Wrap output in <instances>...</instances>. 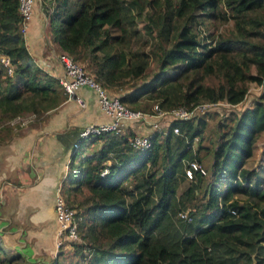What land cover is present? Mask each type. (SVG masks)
<instances>
[{
  "label": "trees",
  "instance_id": "16d2710c",
  "mask_svg": "<svg viewBox=\"0 0 264 264\" xmlns=\"http://www.w3.org/2000/svg\"><path fill=\"white\" fill-rule=\"evenodd\" d=\"M41 9L58 53L91 58L90 75L105 87L142 78L150 54L132 44L143 34L159 37L156 69L119 95L131 109L152 101L166 110L235 105L250 84L264 82V0H41ZM20 20L18 0H0V53L14 66L8 74L0 60V121L26 111L45 119L68 98L29 52ZM227 22L228 31L218 30ZM231 117L209 146L207 122L196 114L170 117L144 134L145 147L131 144L138 135L131 126L81 137L82 149L99 146L77 161L74 152L67 164L73 177L60 192L75 209L76 237L58 247L71 248L74 264H264V172L245 165L264 132V89ZM205 156L209 174L187 178L188 163ZM6 254L0 245V264L24 255ZM52 261L60 264L58 254Z\"/></svg>",
  "mask_w": 264,
  "mask_h": 264
},
{
  "label": "crops",
  "instance_id": "0c3cea01",
  "mask_svg": "<svg viewBox=\"0 0 264 264\" xmlns=\"http://www.w3.org/2000/svg\"><path fill=\"white\" fill-rule=\"evenodd\" d=\"M35 1L34 15L23 34L25 43L36 62L57 77L62 71L58 48L52 40L49 21V28H45L47 17L42 12L41 0ZM110 119L99 107L96 92L81 86L74 96L48 110L45 119L0 129V243L3 248L5 244L23 254L28 250L33 258L39 248L43 254H49L47 250H53L54 256L58 254L63 237L59 234L54 210L56 187L65 178H68L66 185L71 182L73 175L68 172L67 164L83 144L80 130L86 124ZM144 123L143 120L127 122L121 132L131 126L135 133H140ZM157 125L151 129H157ZM77 141L79 144L74 147ZM86 147L88 153L93 145ZM74 159L77 161L79 157ZM60 237L61 241L54 247L55 238ZM5 251L8 254L11 250Z\"/></svg>",
  "mask_w": 264,
  "mask_h": 264
},
{
  "label": "built area",
  "instance_id": "2783aa9c",
  "mask_svg": "<svg viewBox=\"0 0 264 264\" xmlns=\"http://www.w3.org/2000/svg\"><path fill=\"white\" fill-rule=\"evenodd\" d=\"M35 0H18V12L21 17V33L25 34L26 26L28 21L32 16V3ZM58 61L62 66L61 73L57 76L60 85L63 90L67 93L68 97H72L75 95L77 90L81 86H88L92 88L97 93L98 104L101 110L108 114L111 119L108 122L98 123V124H90L88 126H84L80 130V136L86 137L90 134H100L103 131L113 130L116 133H122V127L127 122H134L135 120H145L150 121L153 118L157 117V115H152L149 112H141L139 110H134L126 106L120 101L118 96H111L105 93L102 85L97 82L92 75H90L78 62L73 58V56L61 52L57 55ZM0 60L5 66L7 73L11 74L13 72L14 66L10 60V57L4 53H0ZM217 102H207V103H199L193 108L186 107H174L168 110H161V108L156 104L157 114H165L171 118H189L196 114L197 110L202 108L204 105H213L217 104ZM154 109V108H153ZM155 110V109H154ZM33 114L30 113L28 116H16L10 122L13 123L24 124L27 121L32 119ZM153 116V117H152ZM158 126V125H157ZM177 130V129H175ZM131 144L145 147L149 145V136L144 134H138L130 139ZM76 144V142L74 143ZM194 170H200L202 173H205V169L201 166L197 161H190L188 165L185 167V175L187 178H191L193 176ZM108 170L104 168L102 171L106 173ZM62 186V181L58 184L56 197H55V217L59 224V234L62 237H76V222L74 220L75 217V209L66 204L60 190ZM65 233V236H63Z\"/></svg>",
  "mask_w": 264,
  "mask_h": 264
},
{
  "label": "rangeland",
  "instance_id": "374dc122",
  "mask_svg": "<svg viewBox=\"0 0 264 264\" xmlns=\"http://www.w3.org/2000/svg\"><path fill=\"white\" fill-rule=\"evenodd\" d=\"M35 3H36V1H34L32 3V8H31L32 16H31V18L34 15V5H35ZM44 24H45V28L48 29L49 28L48 19H47V21H44ZM230 27H231V23L227 22L225 24H220L218 26V30L228 31ZM158 44H159V37L152 38V37H150V36H148L146 34H143L142 36H140V38L137 39V41H135L132 44L133 48H144L150 54L149 55V63H148V66H147V68L145 70L146 73H145V75L142 78L150 77L151 74L153 73V71L156 69L157 56H154L153 53L151 54V52H153V50L158 46ZM161 44H163L165 47H167L169 45L166 42H164V43L162 42ZM157 52H158V49H157ZM76 61L89 74H92V72H91L92 69L90 68V66L93 67V61L91 60V58L82 57L81 59H77ZM59 67H60V64H59ZM142 78H139V79L131 78L128 81H124L123 84L115 85L112 88L111 87H105L104 85H102V88H103L105 93L107 92V94H109L111 96H118L119 94L122 95L125 92L131 90L132 85L134 86V85L139 84L143 80ZM124 79L125 78H122V81ZM211 80H212V82L216 81L215 77H211ZM263 89H264V82H263L262 85L250 84L249 88H248L247 95L245 96V98L241 102L236 103L235 105L228 104V102L225 101V100H219L217 104L204 105V106H202V108L198 109L197 112H196V116H204V118H205V120L207 122L206 127L204 129V134H203L204 137L202 139L203 144L208 145V146L212 145L215 142L216 137H217V135H216L217 134V126H218L219 122L230 124L231 118H232L231 116L234 113L239 112L244 107L249 106L252 103V100L254 98H256L257 95ZM156 104H157V102L152 101V102H150L147 105L148 106L147 109L140 108V107L139 108H134V110H139L141 112H149L152 115H157V117L153 118L149 122H146L144 120L145 123L142 124L140 126V128H142L144 126L145 127L138 134H150L152 132L151 128H154L152 126L154 124H158V126L155 127L158 130L159 129L160 130L164 129L165 126L168 124V121L170 120L169 119L170 117L168 115H166V113L165 114H157L158 112H157L156 107H155ZM161 110H166V109H162L161 108ZM167 110L169 111V109H167ZM29 113H30L29 111H26L24 114L19 115V116H28ZM12 119H10L8 121L7 120H5V121L1 120L0 121V129L5 127V126L16 127L15 125L17 123H13L15 125H12L10 123L12 121ZM27 122H29V121H27ZM27 122H25V123H27ZM90 124H92V123H90ZM90 124H86L85 126H88ZM93 125H95V124H93ZM146 126L149 127V130L147 129ZM224 128H225V126H224ZM6 129H9V128L6 127ZM196 140H197V138H195V140H194V146L196 145ZM263 141H264V132H262V134L260 135V137H259V139L257 141V147H256L255 155L253 157H251L245 163V165L247 167L256 168V169L260 170L261 172H264V149H261ZM92 145H94L92 149H96L99 146L98 143L97 144H92ZM84 152L87 153L86 146H83V149L81 147L78 148L76 156H75L76 159H77V157H80V154H82ZM203 153H204V150H202L200 154L202 155ZM209 163H210V157L209 156H205L204 160L200 163L201 166L205 169V174H207V175L209 174L208 170H207V167H208ZM74 180H75V177H74ZM181 187L179 188V190L181 189ZM57 188H58V185L56 187V191H57ZM77 197H80V195H78ZM54 203H55V200H54ZM54 210H55V205H54ZM26 237H27V234H26ZM26 237H25V239H26ZM23 239H24V237H23ZM60 241H61V237L58 238V240L55 238L54 247ZM0 245H1V243H0ZM4 248H5L4 250H11V251L8 252V254H6V256H8L9 258L11 256H13V254H17L18 253L17 251L12 250L10 248V246H7L5 244H4ZM57 249L58 250L62 249L61 253L57 252L58 253V260H59L58 262H60V264H74L79 259V257L76 256L75 254H71L72 250H71L70 247L60 246ZM40 250L41 249L39 248V250L37 252L38 254H36L34 258H32L30 256V254H28L29 252L27 250L26 255L25 254L21 255V257H20L21 259L20 258L17 259L18 263H15V264H33L32 260L38 261L39 263H37V264H42V263L43 264H52V262H53L52 260L54 258L53 250H47L49 252V254H43V253L40 252ZM21 254H23V253H21Z\"/></svg>",
  "mask_w": 264,
  "mask_h": 264
},
{
  "label": "water",
  "instance_id": "95a60500",
  "mask_svg": "<svg viewBox=\"0 0 264 264\" xmlns=\"http://www.w3.org/2000/svg\"><path fill=\"white\" fill-rule=\"evenodd\" d=\"M78 144H79V141H77L76 144H74V147H77Z\"/></svg>",
  "mask_w": 264,
  "mask_h": 264
}]
</instances>
